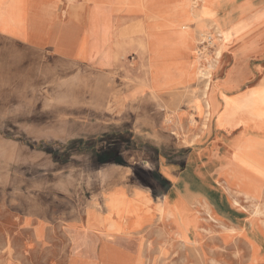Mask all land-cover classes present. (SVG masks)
<instances>
[{
  "label": "rangeland",
  "instance_id": "374dc122",
  "mask_svg": "<svg viewBox=\"0 0 264 264\" xmlns=\"http://www.w3.org/2000/svg\"><path fill=\"white\" fill-rule=\"evenodd\" d=\"M155 1L144 0L149 16L157 15L161 5L170 4V0ZM179 1L191 7L192 17L205 34L201 33L196 54L205 62L203 77L208 88L223 40L230 37L233 28L237 31L240 23L230 24L233 22L216 7V0ZM1 4L0 30L38 42L46 38L48 14L41 0H4ZM100 6L99 12L104 9ZM210 19L222 38L214 35L208 45L204 38L210 35ZM248 43L227 45L221 67L232 63L236 47ZM259 43L263 52L256 51L247 59L260 71L248 85L264 77V42ZM85 46L83 40L81 48ZM119 60L123 65L103 72L93 67L90 59L86 63L46 50H23L0 40V264H89L84 251L100 242L83 233V228L67 225H78L89 208L103 211L107 189H140L145 172L138 166L145 146L131 129L138 106L126 104L120 109L114 104L115 95L122 97L134 85L133 75L131 79L124 72L138 68V64L132 57L119 56ZM223 70L213 76L219 77ZM101 87L104 94L100 101L97 90ZM229 114H240L248 127L252 123L253 128L264 131V83L241 94L236 102L227 101L224 115ZM247 149L243 153L246 158L252 153ZM262 159L255 164L243 161L264 176ZM260 175V184L252 187L258 199L254 210L250 211L246 201L238 204V208L248 210L242 227L252 221L257 228H223L220 223L197 228L189 244L198 247L202 259H186L182 240L174 236L167 234V239L157 244L151 238L146 264H264V177ZM134 196L140 197L137 192ZM114 219H120L117 213ZM123 223L130 235L138 236L142 226L136 225L134 218L127 217ZM105 241L123 249L130 264H139L136 238L120 233L107 236Z\"/></svg>",
  "mask_w": 264,
  "mask_h": 264
},
{
  "label": "crops",
  "instance_id": "0c3cea01",
  "mask_svg": "<svg viewBox=\"0 0 264 264\" xmlns=\"http://www.w3.org/2000/svg\"><path fill=\"white\" fill-rule=\"evenodd\" d=\"M41 2L48 14L45 18L47 35L43 41L2 30L0 40L23 50H46L86 63L90 59L91 65L103 72L123 65L119 56L132 57L138 64V68L124 72L130 78L133 75L132 88L122 97L115 95L114 98L116 108L121 109L126 104L138 106L131 129L137 132L138 142L145 146V156L138 166L145 172V180L140 181V189L123 188L132 201L139 202L140 214L150 217L138 236L130 235L129 230L122 233L137 239L140 250L137 262L147 263L151 238L157 244L167 234L174 236L182 240L186 259L192 256L202 259L198 247L189 244L197 228L217 223L223 228H257L252 221L242 227L248 210L238 208L234 202L246 201L250 211L254 210L253 204L258 199L253 192L260 184L259 176L245 166L243 158L252 160L243 153L246 145L264 140V131L253 128L252 123L248 127L240 114L224 115V110L227 101L236 102L241 94L264 83L263 77L255 85H248L260 68L253 67L247 59L256 51L263 52L258 45L264 42V0H216V7L227 13L228 22H233L230 24L240 23L237 31L233 28L230 37L223 40L221 56L232 42L249 40L250 43L235 48L231 54L233 61L226 68L221 67V56L216 63L213 61L215 66L208 88L207 78L199 73L205 62L196 54L202 33L199 21L192 17L191 7L181 1L170 0L169 5H161L155 16H149V6L144 0H128L120 10L112 3L99 0ZM100 5L104 8L101 12ZM207 26L210 35L204 39L210 45L214 35L220 39L222 35L211 19ZM83 40L84 50L81 48ZM221 70L222 75L213 76ZM97 92L101 101L102 87ZM245 175L250 176L245 178ZM248 180L254 189L243 188L244 181ZM136 191L140 197L134 196ZM181 215L185 216V223L181 222ZM104 217L105 211L92 207L91 215L86 213L78 225H67L83 228V233L100 242L97 247L92 243L88 248L91 252L84 251L83 257L89 264H104L103 249L118 247L105 241L107 236L121 232L108 230L110 227ZM182 228L192 230L188 231L190 237L182 235Z\"/></svg>",
  "mask_w": 264,
  "mask_h": 264
},
{
  "label": "bare ground",
  "instance_id": "6f19581e",
  "mask_svg": "<svg viewBox=\"0 0 264 264\" xmlns=\"http://www.w3.org/2000/svg\"><path fill=\"white\" fill-rule=\"evenodd\" d=\"M127 2H128V0H112L111 1V3L114 5V7H116L117 10H120L121 8H123V6L125 4H127ZM152 3L156 4V1L152 0ZM132 26H134V25H132ZM125 32L126 31H124L123 33H125ZM202 34L205 35L203 32H202ZM201 53H202V51L199 50L198 54L201 55ZM199 73L203 77L206 74V70H204L203 68H200ZM246 148H248L247 151L250 149L252 151V153L250 152V157H248V158L250 160L254 161V162H252L253 164L256 163L255 161L258 162V160H260L261 158L264 159V140H259L258 143H256V144L246 145ZM245 166L247 168H249L252 171V173L260 175V173H258V171L256 172V169L253 166L252 167L251 166L249 167V165H245ZM262 167L264 168V164H262ZM249 176L250 175H245V178H249ZM260 176L264 177L263 175H260ZM90 181H91V179H90ZM88 183H89V181H88ZM253 186L254 185L249 180L244 181V183H243V188L248 189V190H250V188H252ZM136 192H138V191H136ZM104 196H105L104 197V209H103V211H105L104 222L109 224L110 228H107L108 230L114 231L117 233L121 232V234L124 232L127 233L128 230L126 228H124V223H123V219H125L127 217L134 218L136 225L138 224L139 227L144 225V221L148 217V215H147V217H146V215L144 217L143 215L140 214L139 208H138V206H140V205H138L139 202L138 201H136V202L132 201L130 199V197L128 196L127 192L125 191V189H123L121 187L112 188L110 190L107 189ZM234 203L239 204V201L235 200ZM91 212H92V208H89L86 211V213H88L89 215H91ZM114 213H117L119 215V217H120L119 220L114 219ZM181 217H182L181 222L185 223L186 222L185 216L181 215ZM182 229H183V232L180 230L183 233L182 235H184L186 238H188L189 237L188 236L189 235L188 228H182ZM103 252L105 253V254H103L104 259H108L106 261L107 264H130L129 259H125V256H126L125 251H123V249H121L119 247H107V248L103 249ZM115 258H118L119 261L118 260L116 261ZM112 259H113V261H112Z\"/></svg>",
  "mask_w": 264,
  "mask_h": 264
}]
</instances>
